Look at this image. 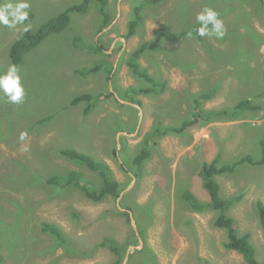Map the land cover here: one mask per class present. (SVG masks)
<instances>
[{"label":"rangeland","instance_id":"obj_1","mask_svg":"<svg viewBox=\"0 0 264 264\" xmlns=\"http://www.w3.org/2000/svg\"><path fill=\"white\" fill-rule=\"evenodd\" d=\"M79 1L29 0L31 25L38 28ZM108 2L111 21L101 32L99 7L92 3L85 14H72L67 31L51 33L26 54L21 65H16L26 93L22 103H9L0 95V225H9L8 233L0 229V264H107L115 255L107 247L95 248L104 237L115 239L119 245H129L125 264H204L205 260L211 264H245L240 254L223 248L225 231L213 224L217 212L193 211L179 195L189 188L200 200L208 201L198 170L202 162H210L218 152L224 161L244 153L258 157V139L264 135V111L249 119L212 122L189 128L182 135L162 137L145 161L139 178L133 175L136 170L131 159L155 119L167 125L179 122L185 115L189 108L186 92H197L210 84L218 87L215 97L204 104L208 109L231 107L246 95L255 99L254 95L264 87V43L257 47L252 44L240 53L237 48L228 50L225 34L224 42L203 36L208 48L215 52L213 55L224 58V62L211 66L207 60L209 51L195 38L170 43L160 35L158 48L147 50L139 63L154 77L167 80L166 91L138 96L141 106L128 104L116 94L117 88L122 91L139 84L124 59L141 42L153 40L161 30L172 34L187 28L205 7L224 13L226 23L232 19V27H224L225 32L231 28L236 34L246 32L241 27L251 13L258 16L261 1L163 0L156 6L144 7L145 19L128 39L124 36L132 7L143 0ZM261 16L264 19V12ZM250 21L254 23L256 19ZM254 28L258 26L254 24ZM259 31L264 35V26ZM19 35L0 26V72L11 64L7 47ZM75 37L84 45H92L96 40L105 46V53L81 50L73 44ZM249 39L245 41L250 44ZM231 54L242 55L243 65L250 69L231 64ZM189 57L198 67L185 65ZM104 59L112 64L111 80L102 71L86 78L74 71ZM84 91L102 93L88 114L83 112L87 102L66 107L75 94ZM108 92L113 96L109 97ZM122 97L129 99L126 94ZM255 100L264 106V98ZM45 116H51V120L36 123ZM21 133H26L23 139ZM68 146L109 166L120 184L117 199L108 197L95 203L78 190L45 183V176L74 169L81 171L91 184H101L97 172L56 155L58 148ZM217 180L224 196L243 193L242 200L229 213L240 233H250L258 249L257 260L261 261L264 237L254 203H264V165L240 167ZM126 208L131 216L129 224L118 214ZM72 210L79 212L80 221L72 216ZM39 221L59 224L72 244L55 245L50 236L39 231ZM78 251L90 255L80 256Z\"/></svg>","mask_w":264,"mask_h":264},{"label":"trees","instance_id":"obj_2","mask_svg":"<svg viewBox=\"0 0 264 264\" xmlns=\"http://www.w3.org/2000/svg\"><path fill=\"white\" fill-rule=\"evenodd\" d=\"M161 1L163 0H143L142 3L135 4L132 7V17L127 23L126 34L124 36L125 39L133 36L137 32L138 27L142 25L145 19L143 14L144 7H147L150 4L156 6L157 4L161 3ZM260 1L263 6L258 8V15H261L260 13L264 9V0ZM92 3H95L96 5L98 4L99 7L98 11L102 17L99 29V32H101L111 21V13L107 7L109 3L108 0H80L78 3L75 2L65 7L55 16L42 23L38 28H35L34 25H31V29L29 32L25 33L22 36L19 35L18 38L14 39L7 47L8 58L11 64L21 65L24 62L26 54L37 47L51 33H64L65 31H67L71 25L70 19L72 14H85L89 10V7ZM28 12V20H26L25 23L31 24L33 13H31V11ZM250 19L251 17L247 19L246 23H244V25L241 27V29L245 30L246 32L240 31V33L236 34L234 28H231L229 31L224 33L227 37L226 39L229 40V45L227 46L229 51H234L233 49L237 48L240 53H243L246 52L248 49L247 47L249 46L250 48L252 44H255L257 47L259 44L264 43V35H261L255 31L253 23L250 21ZM231 21L227 22L226 28L229 26L232 27ZM261 24L263 23L261 22ZM198 26V22L195 21L189 23V26L187 28L185 27L177 33L167 34L165 31L161 30L160 34L158 32L153 40L141 42L135 49L130 51L127 54V57L124 59V62L130 74L136 80H138L139 84L137 83L136 85L129 86L122 91L117 88L119 94L116 95H118L120 99L127 100L129 102L137 104L138 106H141L142 103L138 99V96L160 95L166 91L167 80L154 77L146 69L142 68L139 63V58L147 50L155 51L156 48H158V45L163 37H165L170 43H175L182 38L189 37L188 33L191 31L192 37L198 40V42H200L204 49L209 51V56H207V60H209L208 64L213 66L215 65L214 63L224 62V58H217L213 55L215 52H213L211 48H208L204 37L196 35L195 28ZM160 35L162 36V38ZM248 37H250V44L245 41ZM226 39L220 38L218 40L219 42H224ZM73 44L88 53H103L105 51V46L97 43L96 40L92 45H84L82 44L79 37H75L73 39ZM235 55H230L232 56L231 64L236 63V67L240 69H250L249 66L243 65L242 55H237L238 59H236ZM185 65L189 68L198 67L197 63L191 61L190 57L189 60L186 59ZM74 71L76 74H79L80 76L82 75V78H86L90 75H95L96 73L102 71L105 73L107 79L111 80L113 68L112 64L108 60L104 59L88 67L76 68ZM261 75L264 82V73L262 72ZM218 90V87L210 84L200 91L186 92V100L189 102V108L185 115L180 118L179 122L177 123L165 125L159 119H155L151 129L142 136L139 149L131 159L132 168H135L136 170V172H133V175L136 178L142 176L145 161L152 156L153 148L158 146L159 140L162 137L168 134L182 135L189 128L206 126L212 122L249 119L250 116L255 117L259 111H264V106H262L255 100L264 98V87L254 95L255 99L250 98L249 95H246L239 98L231 107L227 106L214 109L206 108L204 104L215 97V95L218 93ZM108 93L109 97L113 96L112 92ZM122 94H126L129 99H127L126 97H122ZM101 96L102 93H91L88 91H84L80 94H75L71 98L69 104L66 105V107H74L80 105L82 102H87V106L83 109V112L85 114H88V112L91 111L93 107H95L96 102L100 100L99 98ZM132 108L136 110V108ZM50 120L51 116H45L38 119L36 123L43 124L44 122H49ZM258 147L260 154L258 157H254L249 153H244L232 159L224 161L222 159L221 153L218 152V154H216L210 162L204 161L201 163L198 170V176L200 177L201 187L206 191L208 195V201L200 200L199 197L189 188L183 189L179 195L182 201L188 204L190 209L193 211L205 212L213 210L217 212L213 224L216 228L225 231V239L222 242L223 248L225 250L235 251L240 254L243 257V261L245 262V264H264V256L261 261L257 260L256 255L258 249L252 242L250 233H240L235 225L234 218L229 213L230 210L242 200L243 193L239 192L231 196H224L223 194H221V184L218 182L217 177L223 176V174H233L240 167L247 166L255 168L263 166V134L258 139ZM55 153L57 156L69 160L70 162L78 166H83L89 170L97 172L101 179V184H98L96 186L91 184L84 179L81 171L73 169L63 174L54 173L49 176H45L46 178L44 179V181L47 185H51L55 188H60L62 186L63 189L78 190L84 195L85 198L95 203L102 202L108 197L117 199L120 196V184L114 177L112 170L104 161L100 159L95 160L93 157L88 155V153L79 151L78 149L69 146L58 148L57 152ZM15 206L17 208H21L20 205ZM254 208L257 213L259 226L261 231L263 232L264 237V203L261 200H256L254 203ZM126 209L127 211H120L118 214L120 216H123L126 223L129 224L131 216L128 211L129 209ZM71 214L73 217H76L78 221H80V215L77 210H72ZM147 214H150V210H147ZM19 215H22L20 211ZM2 220L5 221L4 219ZM37 225L41 233L50 236V238L54 240L55 245L66 246L72 244V242L69 240L68 235L59 226V224L49 221H39ZM0 226V229H3L8 233L9 225ZM11 237L12 240L15 239V236H13L12 233ZM128 246L129 245L123 243L119 245L115 239L110 237H104L99 243L95 244V248L107 247L113 253V255H115V259L107 264H122L127 253L126 247ZM78 254L80 256L90 255V253L83 251L79 252ZM1 260L2 258L0 257V261ZM204 264L211 263L205 260Z\"/></svg>","mask_w":264,"mask_h":264},{"label":"clouds","instance_id":"obj_3","mask_svg":"<svg viewBox=\"0 0 264 264\" xmlns=\"http://www.w3.org/2000/svg\"><path fill=\"white\" fill-rule=\"evenodd\" d=\"M30 8L29 0H0V26L17 31L21 36L29 32L31 24H26ZM232 14V12H231ZM198 27L195 33L198 36H208L220 39L224 36V24L219 14L212 8L205 7L196 14ZM189 38L192 32L188 33ZM0 95L6 97L9 103L20 104L25 98V89L21 83L19 68L10 64L6 70L0 72ZM26 133H21V139Z\"/></svg>","mask_w":264,"mask_h":264},{"label":"crops","instance_id":"obj_4","mask_svg":"<svg viewBox=\"0 0 264 264\" xmlns=\"http://www.w3.org/2000/svg\"><path fill=\"white\" fill-rule=\"evenodd\" d=\"M263 12H264V9L262 10V12H261L260 14H262ZM253 13H254V12H253ZM253 13H251V15H250L251 18L256 19V22L253 23V27H254V24L257 25V26H258V29H255V28H254V29H255V31H256L257 33L260 34L259 28H260V26H264V19L262 18L261 15H258L257 17L254 16ZM261 22H262L263 24H261Z\"/></svg>","mask_w":264,"mask_h":264},{"label":"water","instance_id":"obj_5","mask_svg":"<svg viewBox=\"0 0 264 264\" xmlns=\"http://www.w3.org/2000/svg\"><path fill=\"white\" fill-rule=\"evenodd\" d=\"M230 1V0H229ZM219 18L222 20V21H224V20H226L227 18H225V16H224V13L222 14V13H219ZM128 104H130V102H128ZM128 255V252L126 253V256ZM125 260H127L126 259V257L124 258V261H123V264H125Z\"/></svg>","mask_w":264,"mask_h":264},{"label":"flooded vegetation","instance_id":"obj_6","mask_svg":"<svg viewBox=\"0 0 264 264\" xmlns=\"http://www.w3.org/2000/svg\"><path fill=\"white\" fill-rule=\"evenodd\" d=\"M231 20H232V19H231ZM231 20H230V21H231ZM223 24H224V27H226V24H227V23H226L225 21H223Z\"/></svg>","mask_w":264,"mask_h":264}]
</instances>
